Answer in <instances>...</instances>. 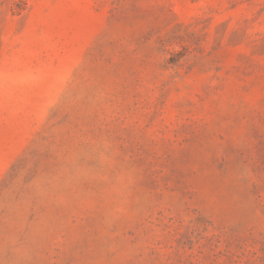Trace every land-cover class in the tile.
Here are the masks:
<instances>
[{
  "label": "rangeland",
  "instance_id": "rangeland-1",
  "mask_svg": "<svg viewBox=\"0 0 264 264\" xmlns=\"http://www.w3.org/2000/svg\"><path fill=\"white\" fill-rule=\"evenodd\" d=\"M0 264H264V0H0Z\"/></svg>",
  "mask_w": 264,
  "mask_h": 264
}]
</instances>
